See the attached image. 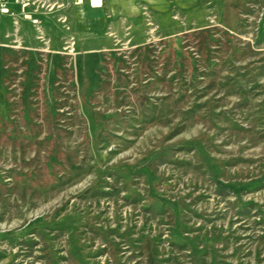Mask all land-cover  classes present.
<instances>
[{"label": "rangeland", "instance_id": "374dc122", "mask_svg": "<svg viewBox=\"0 0 264 264\" xmlns=\"http://www.w3.org/2000/svg\"><path fill=\"white\" fill-rule=\"evenodd\" d=\"M109 1L0 30V264H264V0Z\"/></svg>", "mask_w": 264, "mask_h": 264}, {"label": "crops", "instance_id": "0c3cea01", "mask_svg": "<svg viewBox=\"0 0 264 264\" xmlns=\"http://www.w3.org/2000/svg\"><path fill=\"white\" fill-rule=\"evenodd\" d=\"M6 6L0 8V30L5 31L4 40L8 42L14 37L24 43L31 39L34 45L38 44L36 34L31 28L30 21L33 18L40 19L41 37L48 38L52 43H58L64 29L63 22L69 21L73 26L77 39H82L83 51H92L102 48V44L108 39V25L111 18L108 14L109 6H114V2L109 0H25V2H15L5 0ZM119 5H125L130 0H115ZM134 1V0H133ZM151 10L159 8L161 13H168V6L174 3L177 7L189 9L194 5L195 0H139ZM12 15L20 18V27L17 34H6L8 30L12 32ZM96 30L95 35L92 34ZM6 34V35H5ZM0 38H2L0 36ZM80 46V43H79ZM79 46H76L79 48Z\"/></svg>", "mask_w": 264, "mask_h": 264}, {"label": "built area", "instance_id": "2783aa9c", "mask_svg": "<svg viewBox=\"0 0 264 264\" xmlns=\"http://www.w3.org/2000/svg\"><path fill=\"white\" fill-rule=\"evenodd\" d=\"M15 2H25V0H14ZM6 6V1L5 0H0V8L3 9L4 7ZM31 22L34 24V25H37L39 23L38 19L36 18H33L31 19Z\"/></svg>", "mask_w": 264, "mask_h": 264}]
</instances>
